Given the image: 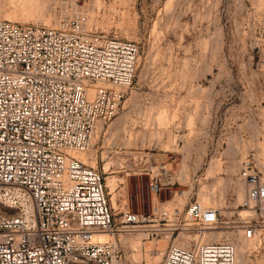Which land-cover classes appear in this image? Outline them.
Listing matches in <instances>:
<instances>
[{
    "label": "rangeland",
    "instance_id": "rangeland-1",
    "mask_svg": "<svg viewBox=\"0 0 264 264\" xmlns=\"http://www.w3.org/2000/svg\"><path fill=\"white\" fill-rule=\"evenodd\" d=\"M58 7L54 0H0V17L54 24ZM81 12L93 34L131 39L139 48L117 113L98 124L84 150L98 169L108 163L113 209L126 203L148 211L153 200L169 211L197 199L221 211L207 240L215 232L237 245L235 264H264V240L242 248L250 241L240 230L248 212L236 177L247 158L264 173V0H85ZM155 170L157 196L149 191ZM151 223L113 237L125 246V264H160L171 241L191 238L152 237ZM139 238L140 254L130 245Z\"/></svg>",
    "mask_w": 264,
    "mask_h": 264
},
{
    "label": "built area",
    "instance_id": "built-area-1",
    "mask_svg": "<svg viewBox=\"0 0 264 264\" xmlns=\"http://www.w3.org/2000/svg\"><path fill=\"white\" fill-rule=\"evenodd\" d=\"M54 1V24L0 17V264H125V246L98 235H131L147 222L152 237L191 235L185 244L171 241L160 264H235L231 241L206 240V231L221 225L218 207L190 198L169 211L153 200L148 211L126 203L115 210L105 185L110 170L73 153L89 148L97 124L117 113L139 48L93 34L82 19L85 0ZM153 173L149 191L157 196L162 186ZM236 177L248 212L241 235L259 243L264 173L247 158Z\"/></svg>",
    "mask_w": 264,
    "mask_h": 264
},
{
    "label": "bare ground",
    "instance_id": "bare-ground-1",
    "mask_svg": "<svg viewBox=\"0 0 264 264\" xmlns=\"http://www.w3.org/2000/svg\"><path fill=\"white\" fill-rule=\"evenodd\" d=\"M99 123H102V122H99ZM98 123V124H99ZM98 124H97V126H98ZM102 125H103V123H102ZM97 126H96V128H97ZM95 132H96V135H97V130L95 129ZM95 134V133H94ZM94 137H95V135H94ZM94 141V139H92V142ZM73 153L77 156V157H79V158H81L82 160H84V161H86V160H88V158H87V156H86V153H85V151L84 150H81V151H73ZM90 163H91V165H95V159H92V160H88ZM108 164V163H107ZM107 164H104V167H103V171H107L108 170V165ZM264 164V163H263ZM108 175V174H107ZM105 179H106V187H108V189H109V192H113L114 191V186H116L115 185V179H114V177H110V176H107V177H105ZM245 191V190H244ZM209 199V198H208ZM207 197H205V196H203V200H202V202L203 203H206L207 202ZM207 204V203H206ZM206 204H204V206H206ZM246 216V215H245ZM121 235V234H120ZM219 235V234H218ZM211 236H212V238L214 237V239L215 240H218L219 238H220V236H217L216 234H215V232H212L211 233ZM169 236H166V238H168ZM98 238L99 239H101V240H105V239H109V238H111V239H113V237H112V235H110V234H99L98 235ZM115 239V238H114ZM126 240V239H125ZM207 240V239H206ZM254 240V241H253ZM233 243V242H232ZM246 243V242H245ZM234 244V243H233ZM254 244H255V239H251L249 242H247V244H245L244 245V247H242L243 249L244 248H251L252 246H254ZM130 245L132 246V247H134L136 250H137V253L138 254H140V251H141V242H140V238H139V240L137 239L136 241H132V242H130ZM235 245V244H234ZM235 247H237V245H235ZM252 249V248H251ZM237 253V252H236ZM162 254V253H161ZM160 255V254H159ZM237 255V254H236ZM158 257L159 256H155L154 258H151L150 257V260L152 259V261L154 260V259H158Z\"/></svg>",
    "mask_w": 264,
    "mask_h": 264
}]
</instances>
